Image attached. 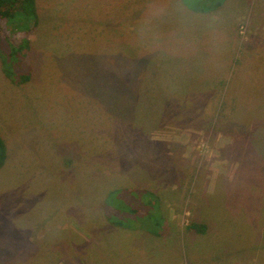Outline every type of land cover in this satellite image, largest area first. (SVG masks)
Wrapping results in <instances>:
<instances>
[{
  "label": "rangeland",
  "instance_id": "374dc122",
  "mask_svg": "<svg viewBox=\"0 0 264 264\" xmlns=\"http://www.w3.org/2000/svg\"><path fill=\"white\" fill-rule=\"evenodd\" d=\"M36 2L26 57L0 31V264H264V0Z\"/></svg>",
  "mask_w": 264,
  "mask_h": 264
},
{
  "label": "trees",
  "instance_id": "16d2710c",
  "mask_svg": "<svg viewBox=\"0 0 264 264\" xmlns=\"http://www.w3.org/2000/svg\"><path fill=\"white\" fill-rule=\"evenodd\" d=\"M40 20H41V16L38 13L36 0H0V31L3 30L2 33L10 31V32H8L7 36H6V34H2V37L5 40L11 41V42H9V44H10V46H12L11 47L12 49H10L11 50L10 53L5 52V55L7 56V59H6L7 64H10L9 57L12 54L22 53V51H23L24 57L27 56V52L30 49V40H29L27 35L29 34L30 31H33L37 27ZM14 34H17L18 38L15 37V38L11 39V36ZM20 36H21V38H20ZM6 37H7V39H6ZM15 39H17V40H15ZM0 46L4 49L3 43ZM10 75H11L10 72H7V73L5 72V76L10 78L14 84H21L23 82H26L31 77V73L21 74V75L17 76L19 78L10 77ZM165 86H166V84H162L160 86V89L162 90V92L159 93L160 95L163 93V89ZM143 87L147 88V87H151V85L147 83L146 85H143ZM146 93H148L147 89H146ZM202 95L204 98L207 96V93H205V94H199L198 93L196 96H194V94H191L189 99H192V97H195V98L198 97V99L200 100V98H202ZM153 96H155V95H153ZM144 105L148 106L147 108L150 111H152L151 107L153 106V104H151V101H149L147 103V105L144 103ZM199 108L202 109V107H200V105H199ZM218 108H219L218 111H220V108L222 111L223 106L219 105ZM116 115H118V114H116ZM234 120H236V118H234ZM225 125H226V127L228 126L227 128H231V127H236L237 123L227 122V124L226 123L224 124V127H225ZM217 126L215 125V123H212L210 125V129L213 130ZM240 126H241V128L243 127V129H241V131H240L241 135L250 134L247 131H244V132L242 131V130H245L243 123H241ZM148 134H150V133H148ZM243 139H245V138H243ZM245 140H247V139H245ZM5 158H6V147H5L4 141L0 137V167H2V165L4 164ZM135 196H137V195H135ZM138 196L140 198L141 195H138ZM138 196L136 199L137 201L139 199ZM124 199L129 200V197L125 196ZM140 200H141V198H140ZM113 210H114L113 208H110V210H109V207L103 203V211L106 215H108L107 221L113 226H115V225L116 226H122L121 220H119V219L118 220H112V215H111L112 213L110 211H113ZM117 212L119 213L120 211L117 210ZM109 218H111V219H109ZM187 227L190 230H194L197 233H203L207 229V224L204 222L191 221V222H189Z\"/></svg>",
  "mask_w": 264,
  "mask_h": 264
},
{
  "label": "crops",
  "instance_id": "0c3cea01",
  "mask_svg": "<svg viewBox=\"0 0 264 264\" xmlns=\"http://www.w3.org/2000/svg\"><path fill=\"white\" fill-rule=\"evenodd\" d=\"M200 33V32H199ZM31 40V39H30ZM32 41V40H31ZM206 56V55H205ZM203 58V57H202ZM211 57L209 56V58L205 61V62H207V63H210V61H209V59H210ZM211 64V63H210ZM179 68V67H178ZM182 68H185L187 71H191V69L189 68V66L188 67H180L179 68V70L180 69H182ZM200 69H201V71H196V73H198L199 72V74H198V78H196V79H194L193 80V82L194 81H199L200 83H202V84H198V85H193L192 87H195V92H194V96H196L198 93L199 94H205V93H208V92H210V88H207L208 90H205V88H203V90H197V88L198 87H200V85H203L205 82H203V80H205V78L206 77H208L207 75L206 76H204L206 73H208L209 71H211V69H208V67L206 66V67H202V66H200ZM178 70V71H179ZM200 72H201V74H202V72H203V75L200 77ZM216 75V74H215ZM202 80V81H201ZM206 85V84H205ZM218 86H219V84H217ZM214 87V86H213ZM191 94H193V93H191ZM189 98H190V95H189ZM195 100H196V103L198 104L199 103V99H198V97L197 98H195ZM211 99H207V97H204L203 99H202V103H204V102H209ZM203 106H205V105H203ZM224 109V108H223ZM223 109H222V111H223ZM218 110H219V108H218ZM220 114V115H219ZM218 116H217V118H219V122H218V124H217V122H215V125H218V126H220V128L221 127H223V128H226V125H225V127H224V124L226 123L227 124V121L225 120V119H223V118H221V117H223V116H221V108H220V111H219V113L217 114ZM223 133H225V134H223V135H226L227 137H230V138H232L231 137V134H227V132H223Z\"/></svg>",
  "mask_w": 264,
  "mask_h": 264
}]
</instances>
